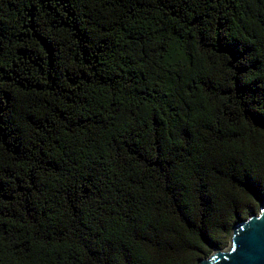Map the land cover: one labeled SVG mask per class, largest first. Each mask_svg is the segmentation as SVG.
Masks as SVG:
<instances>
[{"label":"trees","instance_id":"16d2710c","mask_svg":"<svg viewBox=\"0 0 264 264\" xmlns=\"http://www.w3.org/2000/svg\"><path fill=\"white\" fill-rule=\"evenodd\" d=\"M264 203V0H0V264H200Z\"/></svg>","mask_w":264,"mask_h":264},{"label":"water","instance_id":"95a60500","mask_svg":"<svg viewBox=\"0 0 264 264\" xmlns=\"http://www.w3.org/2000/svg\"><path fill=\"white\" fill-rule=\"evenodd\" d=\"M200 264H264V203L234 226L226 249L214 250Z\"/></svg>","mask_w":264,"mask_h":264},{"label":"rangeland","instance_id":"374dc122","mask_svg":"<svg viewBox=\"0 0 264 264\" xmlns=\"http://www.w3.org/2000/svg\"><path fill=\"white\" fill-rule=\"evenodd\" d=\"M229 244H230V241H229ZM229 244H228V246H229ZM228 246H227V247H228ZM227 247H226V248H227ZM226 248H225V249H226Z\"/></svg>","mask_w":264,"mask_h":264}]
</instances>
